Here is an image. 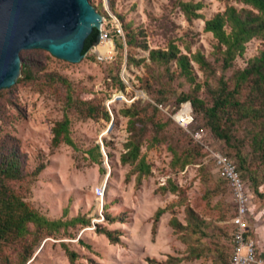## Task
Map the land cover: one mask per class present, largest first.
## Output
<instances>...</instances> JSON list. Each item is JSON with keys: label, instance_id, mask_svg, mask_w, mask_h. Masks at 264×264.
<instances>
[{"label": "rangeland", "instance_id": "374dc122", "mask_svg": "<svg viewBox=\"0 0 264 264\" xmlns=\"http://www.w3.org/2000/svg\"><path fill=\"white\" fill-rule=\"evenodd\" d=\"M113 1L124 22L144 32L140 37L146 42L147 49L127 47L125 44L121 51L117 49L113 34L120 27L119 34L123 38L121 21L111 11L109 0H92L106 13L98 12L101 15L98 44L102 46L103 36L107 32L106 38L111 39L113 47L109 57L100 59L93 45L76 62L58 58L40 48L20 51L21 57L41 68V73L56 72L66 77L74 88V95L80 99L94 100L105 106L110 115L109 121L83 118L76 110L70 109L67 113L74 145L62 143L53 147L51 126L65 113L63 86L53 90L29 84L18 85L5 94L0 105V141L12 138L16 142L23 172L28 175L38 164H44L34 179L27 176L29 181L25 188L27 190H23L24 200L48 218L84 216L89 218L90 224L68 228L71 235L61 231L54 237L40 239L34 245L32 254L24 260V254L28 252L21 255L18 253L21 248L17 244L7 245L0 252V264H27L29 261L28 264H70L62 242L78 254L75 264H151L147 258L155 259L157 262L154 264H224L223 255L229 249V218L226 215L232 210V200L225 183L219 185L215 196L209 200L205 198L199 167L206 165L212 179L220 181L210 156L186 164L182 169H173L170 166L169 145H175L171 135L175 137L176 133L165 131L152 139L154 133L147 127L141 153L151 164V172L137 183L134 174L129 178L126 176L129 165L120 162L129 132L128 118L119 113L120 109L137 101L152 102L148 85L157 86L163 73L159 65L147 58L149 49H164L169 41H173L190 58L195 51L209 56L216 40L211 32L204 29V21L224 9V0H190L201 3V8L196 10L199 16L191 19L185 17L177 0ZM230 2L236 7L242 6L241 3ZM187 46L189 50L185 48ZM262 49L263 39H250L244 51L234 59L232 69H242ZM127 54L140 61L127 64ZM190 63L195 81L203 85V72L192 59ZM110 68L118 71L123 88L115 87L108 72ZM173 69L174 63L171 64ZM221 73L220 67H216L215 74L209 80L215 83ZM230 74L231 70L223 76ZM187 87L188 84L182 85V81L181 86L176 87L172 101L167 104L169 110L174 107V97ZM192 127L190 130L194 138L205 148V145L212 149L222 147L223 141L216 140L210 131L202 133ZM183 132L189 134L185 130ZM151 139L153 144H149ZM97 144L101 153L100 162L94 160L96 155L90 152ZM260 178L262 180L251 199L248 222L251 236L258 239V250L259 245L264 250V176H258V181ZM167 179L177 184L181 192H160L159 187ZM98 184L104 186L102 200L94 194V187ZM179 200L182 203H178ZM186 206L207 221L200 230L196 227L174 230L169 224L172 216L182 225L186 224L187 219L194 220L187 214ZM159 207L166 209L153 232V214ZM100 209L122 220L111 223L104 219L96 221ZM96 223L119 230L121 243L111 244L104 234L95 231ZM78 239L90 248L83 246Z\"/></svg>", "mask_w": 264, "mask_h": 264}, {"label": "trees", "instance_id": "16d2710c", "mask_svg": "<svg viewBox=\"0 0 264 264\" xmlns=\"http://www.w3.org/2000/svg\"><path fill=\"white\" fill-rule=\"evenodd\" d=\"M88 1L97 12L106 15L102 7L95 6L92 0ZM230 1L241 3L242 6L236 7ZM176 3L187 19L199 16L196 10L201 8L200 2L177 0ZM224 3L225 7L222 11L214 13L204 21V29L211 32L216 40L209 56L206 57L200 51H195L190 58L189 55L182 53L173 41H169L164 49L151 48L148 50L147 58L153 64L159 65L163 73L157 86L150 83L148 85L150 90L148 94L152 102L137 101L119 110L121 115L128 118L129 136L124 143V151L120 154V162L129 165L127 178L134 174L136 182L140 183L142 178L151 172V164L141 153L143 135H145L147 127H150L154 133L152 139L165 131H171V134L176 133L175 137L173 134L171 135L175 145H169L170 166L173 169H182L186 164L197 162L209 155V151L201 142L196 141L190 134H185L183 128L158 106H168L167 104L172 101L171 97L175 93L176 87L181 86L182 81V85L187 83L188 87L174 97V107L170 110H175L183 101H189L193 110L192 125L194 127L192 128L202 133L208 130L216 140L223 141L222 147H216V150L233 160L249 194L253 196V192L257 191V186L262 180L260 178L258 181V176H264V171H261L264 169V49L252 57L242 69L233 70L232 66L234 59L244 51L245 44L250 39L264 40V0H224ZM109 7L122 23L123 38L116 31L113 34L116 48L121 51L125 44L127 47L147 49L146 42L140 37L141 34L144 35V32L131 28L124 22V17L116 11L113 0H109ZM105 33L108 36V33ZM91 46L87 47L84 52ZM185 48L189 50L188 46ZM19 57L20 75L13 85L0 89V105L5 94L10 93L18 85L29 84L53 90L63 86L65 113L51 126V145L53 147L62 143L74 145L70 135V118L67 113L70 109L76 110L83 118L110 120L105 106L94 100H82L78 95H74V88L66 77L56 72L41 73V68L35 62L21 57L20 53ZM191 59L197 63L204 74L203 85L195 81ZM126 61L128 64L130 62L138 63L140 60L127 54ZM172 63L175 64L173 70H171ZM216 67H220L222 73L216 77V82L212 83L209 78L215 74ZM229 70H231V74L224 77L223 74ZM108 72L115 82V87L123 88L118 71L110 68ZM164 77L165 81H163ZM175 82L176 86H174ZM202 86L204 87L202 88ZM241 128L242 132L239 133ZM152 139L149 144H153ZM90 152L93 156L96 155L93 159L100 162L99 145H94ZM212 164L214 166L213 161ZM43 167V163L38 164L28 173L30 178L34 179ZM199 170L202 173L201 182L207 200L217 194L220 184L225 183L229 189L224 179L220 178V181L212 179L206 165H201ZM28 175L23 172L16 142L14 143L12 138L2 139L0 141V252L7 245L17 244L21 248V251H18L19 254L23 255L28 252V254H24L23 260L32 254L34 245L40 239L47 236L54 237L61 231L71 235L68 228H74L77 224L81 226L90 224L89 218L84 216L51 219L40 213L28 201L24 200L23 190L27 188ZM159 191L162 193L181 192L171 179H167V182L159 187ZM181 200L178 203H182ZM165 209L159 207L155 210L153 232ZM185 210L194 220L187 219L186 224L182 225L175 216H172L169 219V224L174 230L192 229V227L200 230L202 225H206L207 221L190 207L186 206ZM102 211L103 219L108 223L122 220L120 217H114L104 210ZM234 212L232 201V210L226 217L230 219ZM228 225L229 249L226 253L224 252V264H230L229 259L232 251L233 226L229 223ZM95 231L104 234L111 244L121 243V232L117 229H109L96 223ZM248 234L251 235L250 231ZM78 242L90 248L80 239ZM61 246L69 263L75 264L78 254L64 242L61 243ZM147 261L151 264L157 262L152 258H147Z\"/></svg>", "mask_w": 264, "mask_h": 264}, {"label": "water", "instance_id": "95a60500", "mask_svg": "<svg viewBox=\"0 0 264 264\" xmlns=\"http://www.w3.org/2000/svg\"><path fill=\"white\" fill-rule=\"evenodd\" d=\"M100 22L88 0H0V89L20 75L22 49L40 48L76 62L93 45L100 59L109 57L111 39L104 35L98 44Z\"/></svg>", "mask_w": 264, "mask_h": 264}, {"label": "built area", "instance_id": "2783aa9c", "mask_svg": "<svg viewBox=\"0 0 264 264\" xmlns=\"http://www.w3.org/2000/svg\"><path fill=\"white\" fill-rule=\"evenodd\" d=\"M116 31L120 33V27H117ZM158 106L167 113L177 125L194 138L193 131L190 130L193 123V110L189 101L181 102L173 111L169 110L168 106ZM205 146L209 151V156L214 163V168L218 177L227 182L234 204V215L228 220V223L233 226L232 251L229 259L230 264H264V256L259 254L256 241L248 234V215L252 196L249 194L233 160L220 151L208 148L207 145ZM94 194L99 200H102L104 196V186L101 184L96 185L94 187ZM101 210L102 209H100L98 213L99 217L96 221L103 219Z\"/></svg>", "mask_w": 264, "mask_h": 264}, {"label": "crops", "instance_id": "0c3cea01", "mask_svg": "<svg viewBox=\"0 0 264 264\" xmlns=\"http://www.w3.org/2000/svg\"><path fill=\"white\" fill-rule=\"evenodd\" d=\"M250 210H251V204H250ZM250 212H249V215H248V221H249V216H250ZM248 228H249V231L251 230L250 228H251V225H249V222H248ZM251 236V235H250ZM252 237V236H251ZM253 238V237H252ZM254 239V238H253ZM255 240V239H254ZM256 241V245L258 244V239L257 240H255ZM262 246V245H261ZM257 251L259 252V254H261L262 256H264V250H263V248H261L260 247V245H259V250H258V245H257Z\"/></svg>", "mask_w": 264, "mask_h": 264}, {"label": "bare ground", "instance_id": "6f19581e", "mask_svg": "<svg viewBox=\"0 0 264 264\" xmlns=\"http://www.w3.org/2000/svg\"><path fill=\"white\" fill-rule=\"evenodd\" d=\"M101 44H102V42H101ZM100 45V44H99ZM101 46V45H100Z\"/></svg>", "mask_w": 264, "mask_h": 264}]
</instances>
